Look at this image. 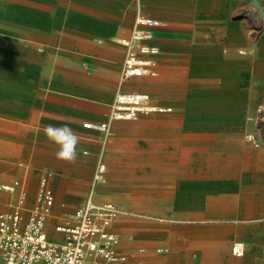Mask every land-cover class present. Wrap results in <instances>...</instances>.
I'll return each instance as SVG.
<instances>
[{"label": "crops", "instance_id": "1", "mask_svg": "<svg viewBox=\"0 0 264 264\" xmlns=\"http://www.w3.org/2000/svg\"><path fill=\"white\" fill-rule=\"evenodd\" d=\"M243 1L0 0V213L22 195L26 216L47 176L49 240L92 191L119 208L122 264H264V144L243 138L259 129L264 0H248L257 35L232 17ZM137 16L163 21L146 42L158 52L139 55L156 74L124 80ZM127 92L169 111L112 120L106 135L82 126ZM47 125L79 134L76 163L57 159Z\"/></svg>", "mask_w": 264, "mask_h": 264}, {"label": "built area", "instance_id": "2", "mask_svg": "<svg viewBox=\"0 0 264 264\" xmlns=\"http://www.w3.org/2000/svg\"><path fill=\"white\" fill-rule=\"evenodd\" d=\"M161 26V20L136 17L130 39L122 42L127 48L122 79L156 74L150 69V62L139 55L158 52L157 47L146 42L151 39L152 30ZM149 101V96L144 93H118L107 121L85 122L82 126L106 135L112 120L133 119L138 113L169 111ZM103 168L102 164L98 165L95 181L102 179ZM47 180V176L40 178L35 203L26 216L22 195L9 211L0 213V264H122L125 258L117 252L118 237L110 230L119 208L111 203H94L92 191L83 205L55 226V231L63 235L62 240L48 239L44 227L51 213L53 194ZM16 186L17 181L4 189L14 190ZM233 251L238 249L233 247Z\"/></svg>", "mask_w": 264, "mask_h": 264}, {"label": "rangeland", "instance_id": "3", "mask_svg": "<svg viewBox=\"0 0 264 264\" xmlns=\"http://www.w3.org/2000/svg\"><path fill=\"white\" fill-rule=\"evenodd\" d=\"M257 16L262 17L261 9L260 8L256 9L254 2L245 0L243 1L241 11L232 17L234 19L243 20L244 24H246V28L252 29L251 32L257 35L260 32V28H258L259 26L257 22H255ZM258 99H259V103L256 108L258 112L256 116H253L252 114H250V116L254 117L250 120H252L255 123V125L258 126L259 128L257 131L258 133L256 136L257 138H255V136H253V134L251 133H246L243 136V138H245V140H248L251 143L256 142V144L261 145V144H264V91L259 92Z\"/></svg>", "mask_w": 264, "mask_h": 264}, {"label": "clouds", "instance_id": "4", "mask_svg": "<svg viewBox=\"0 0 264 264\" xmlns=\"http://www.w3.org/2000/svg\"><path fill=\"white\" fill-rule=\"evenodd\" d=\"M44 131L48 140L57 146L55 153L57 159L65 163H76L79 155L77 150L80 144L79 134L66 125L61 127L47 125Z\"/></svg>", "mask_w": 264, "mask_h": 264}, {"label": "bare ground", "instance_id": "5", "mask_svg": "<svg viewBox=\"0 0 264 264\" xmlns=\"http://www.w3.org/2000/svg\"><path fill=\"white\" fill-rule=\"evenodd\" d=\"M255 32V31H254ZM245 37V36H244ZM211 47V46H210ZM206 49V48H205ZM206 52V51H205ZM207 53V52H206ZM208 54V53H207ZM217 58V57H216ZM219 60V59H218Z\"/></svg>", "mask_w": 264, "mask_h": 264}]
</instances>
